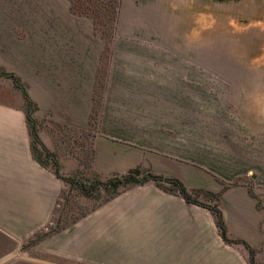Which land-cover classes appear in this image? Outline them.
<instances>
[{"label": "crops", "instance_id": "1", "mask_svg": "<svg viewBox=\"0 0 264 264\" xmlns=\"http://www.w3.org/2000/svg\"><path fill=\"white\" fill-rule=\"evenodd\" d=\"M0 6V69L26 85L40 140L64 177L79 168L68 152V133L78 131L101 180L139 169L217 194L228 236L264 264V67L233 62L264 59V48L251 54L264 45V0H120L107 46L68 1ZM8 84L12 98L0 99V264H249L242 245L222 240L209 210L152 181L119 188L31 244L53 260L30 256L24 250L51 224L65 183L34 160L24 100Z\"/></svg>", "mask_w": 264, "mask_h": 264}, {"label": "trees", "instance_id": "2", "mask_svg": "<svg viewBox=\"0 0 264 264\" xmlns=\"http://www.w3.org/2000/svg\"><path fill=\"white\" fill-rule=\"evenodd\" d=\"M111 1L112 0H109V4L106 3L103 4L100 2V0H69L70 11L75 15L90 18L94 24V29L96 33H98L104 39L106 46L109 44L110 39L115 35L116 24H117L119 8H120V0H117L114 6L110 4ZM100 19H102L101 20L102 22L100 21ZM100 27L102 28L100 29ZM107 50L108 49L106 48V51ZM2 78H8L12 80L14 87L20 91L22 98L24 100V114L30 135V149L34 160H36V162H38L41 166L45 168L50 166L57 178L61 179L64 183L70 186H77L81 194H83L86 197H90L92 196V194L94 195L100 194L101 191L105 192L107 196L105 197L104 200H102V202H100L98 206H101L102 204L116 197L119 194V188L121 187H126L129 185H143L148 181H152L158 186V188H160L164 192L180 196L187 203L197 205L209 210L215 218V224L216 227L218 228V232L222 240L228 245H242L247 251L248 263L259 264L255 261V251L249 245H247L243 241L231 239L228 236L222 218V214L216 205L218 199L217 194L207 191H201V190L188 191L178 179L157 176L152 174L151 172H142L139 169L131 170L125 175H120V176L114 175L107 179L101 180L92 171L91 168V158L93 156V150L90 153V161L87 164L88 166H86V168L88 167V169L92 171V175H93V178L89 182L83 183L82 181H80L75 177L76 174L73 176L64 177L60 173V165L58 163L56 155L48 151V149L44 146V144L40 140V137L38 135L37 121L34 118V113L36 111V104L31 100L26 85L22 83L20 78H18L14 74L7 73L5 70L0 69V80ZM97 104H98V100L96 98L95 99L96 109H97ZM95 125L96 123H95V114H94L90 122V126H89L90 129H94ZM64 193L65 191L62 190L60 198L56 203L51 224L48 225L47 227V229H49L48 232L41 231L37 233L34 239L30 241L31 244L39 242L40 240L46 238L47 236L65 229L66 227L72 225L80 218H82L86 213L91 212L98 207L97 206L94 209L85 212L82 216L75 218L72 221H70V223L64 224V226L58 228L61 217L56 218V213H57L56 210L57 207L59 206V203L61 202L62 195H65ZM199 197H205L210 199L211 204L202 203L201 201H199ZM52 225L53 226L56 225V226L53 228Z\"/></svg>", "mask_w": 264, "mask_h": 264}, {"label": "rangeland", "instance_id": "3", "mask_svg": "<svg viewBox=\"0 0 264 264\" xmlns=\"http://www.w3.org/2000/svg\"><path fill=\"white\" fill-rule=\"evenodd\" d=\"M67 1H68V3H70L69 0H60V3L64 4ZM116 1L117 0H112L110 4H112L114 6ZM46 2H47V0H46ZM49 2H52V1H49ZM55 2H56V0H55ZM100 2L103 4H105V3L109 4V0H100ZM1 7L2 6H0V18L3 19L4 18V11L1 9ZM80 17H84V16H80ZM101 20L102 19H100V21ZM101 28L102 27H100V29ZM255 29L258 31L259 36L257 37L256 35H254V39H258L261 35L259 32L260 29L253 28L254 33L256 32ZM94 32H95V34H98V33H96L95 29H94ZM253 47L256 48V51H255V49H253L251 54H253L254 56L261 55V52H262L261 50L264 48V45L258 43L257 45L254 44ZM233 62L234 63L236 62L237 66L264 67V59L263 58H256L253 60H246V61L245 60H236ZM231 66H233V65H231ZM6 80H10V79L2 78L0 80V99H11L12 98V95L10 93V87H9L10 85L8 84L10 81L12 82V80H10L9 82ZM12 84H13V82H12ZM13 86H14V84H13ZM100 94H101V85H98L96 87V91H95V95H96L95 97L97 98L98 101L100 98ZM68 135L70 136V138L68 140V144H69L68 152L71 154V156L73 154H75L77 164L79 167L78 170L76 171V173H74V175L76 174L75 177L77 179H79L80 181H82L83 183H87L93 178L92 171L89 170L88 167L86 168V166H88L87 164L90 161L89 139L83 138L82 135L80 134V132H78V131L75 132V134H73V132L68 133ZM67 146L68 145H66V147ZM63 147H65V146H62V149H61L62 151L64 150ZM63 190L65 191V193H64L65 195H62L61 202L59 203V206L57 207V210H56L57 211L56 218L61 217V219L59 221L58 228L64 226V224L70 223V221H72L73 219L82 216L85 212H87L91 209H94L107 196V194L105 192L101 191L100 194H97V195L92 194V196L86 197L83 194H81V192L79 191L77 186H70L66 183H65V188ZM55 226L56 225H54V226L52 225L53 228ZM48 230L49 229H46L45 232H48ZM30 246H31V243H28L27 249L24 250V251H27L30 256L40 257V258L44 257V258H46V260H47V258H51V257H48L47 255L35 250L34 247H30ZM61 264H65V263H61Z\"/></svg>", "mask_w": 264, "mask_h": 264}]
</instances>
